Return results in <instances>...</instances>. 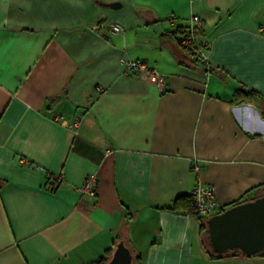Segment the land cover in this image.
Returning a JSON list of instances; mask_svg holds the SVG:
<instances>
[{
	"label": "crops",
	"instance_id": "1",
	"mask_svg": "<svg viewBox=\"0 0 264 264\" xmlns=\"http://www.w3.org/2000/svg\"><path fill=\"white\" fill-rule=\"evenodd\" d=\"M191 20L209 68L165 36ZM200 184L213 214L264 196V0H0V264H264L209 257Z\"/></svg>",
	"mask_w": 264,
	"mask_h": 264
},
{
	"label": "water",
	"instance_id": "2",
	"mask_svg": "<svg viewBox=\"0 0 264 264\" xmlns=\"http://www.w3.org/2000/svg\"><path fill=\"white\" fill-rule=\"evenodd\" d=\"M207 222L215 253L223 255L239 250L251 256L264 250V196L232 205L208 217ZM106 264H134L133 252L126 241L116 244Z\"/></svg>",
	"mask_w": 264,
	"mask_h": 264
},
{
	"label": "built area",
	"instance_id": "3",
	"mask_svg": "<svg viewBox=\"0 0 264 264\" xmlns=\"http://www.w3.org/2000/svg\"><path fill=\"white\" fill-rule=\"evenodd\" d=\"M202 25L203 23L200 20H191V22L188 24L190 35L183 38L182 44L193 48L196 53V58L207 62L206 54L209 47V42L206 38H203L201 41H199L193 34L194 29H199L202 27ZM112 30L113 32H119L121 27L119 25H114ZM121 62L124 68L128 71H147L149 79L157 85L158 89L161 92L166 91V77L163 74L150 69L145 62L126 58H122ZM75 125L77 126L78 123H75ZM97 183V174H89L85 179L83 186L81 187V191L94 195L96 192ZM191 195L193 208L200 215L209 216L211 213H214L219 208H221L216 198L215 191L211 186L200 184L193 189Z\"/></svg>",
	"mask_w": 264,
	"mask_h": 264
},
{
	"label": "trees",
	"instance_id": "4",
	"mask_svg": "<svg viewBox=\"0 0 264 264\" xmlns=\"http://www.w3.org/2000/svg\"><path fill=\"white\" fill-rule=\"evenodd\" d=\"M204 28L201 27L199 29H194L193 31V34L195 35V37L201 41L203 38H204ZM190 35V32H189V27L188 25H181V26H177L175 28V30L173 31H169L165 36L166 37H169L170 39H173L180 48H182L184 51H186V53L188 55H190L196 63H200L201 65H203L204 67H207L209 68V64L205 61H202V60H199L198 58H196V53L194 51L193 48L191 47H187L185 45L182 44V40L184 37L186 36H189ZM256 95V92L253 91V90H244V89H239L236 93H235V96L237 98H240L242 100H246V99H252L254 98ZM255 199V198H253ZM253 199H247V200H244V201H249V200H253ZM242 200H238L235 202V204L237 203H241V202H244ZM189 202H190V211L196 215L199 216V219H200V229H201V233L203 235V244H204V247L205 249L207 250V253L209 255V257L211 259H221V258H224V257H227L230 255V251L226 254H223V255H220L218 253H215L212 246H211V243H210V239H209V230H208V222H207V219L208 217H204V216H200V214H198L194 208H193V205H192V195L190 194L189 195ZM234 204V205H235ZM127 243V241H126ZM127 245L129 246V244L127 243ZM115 245L112 246V247H109L105 254L100 256L99 258H97L96 260L88 263V264H106L109 260V258L111 257V254H112V251L114 249ZM130 247V246H129ZM130 249L132 250L133 252V255H134V264H141V258L138 254H136L134 252V250L130 247ZM234 252H232L233 254H236L237 252L238 253H242L241 251L239 250H232ZM244 254V253H242ZM246 255V254H245ZM247 256H250V255H247ZM251 256H264V250L257 253L256 255H251Z\"/></svg>",
	"mask_w": 264,
	"mask_h": 264
},
{
	"label": "rangeland",
	"instance_id": "5",
	"mask_svg": "<svg viewBox=\"0 0 264 264\" xmlns=\"http://www.w3.org/2000/svg\"><path fill=\"white\" fill-rule=\"evenodd\" d=\"M211 215H213V213H211L210 216H211ZM218 263H219V262H216V263H214V264H218ZM229 264H230V262H229Z\"/></svg>",
	"mask_w": 264,
	"mask_h": 264
}]
</instances>
